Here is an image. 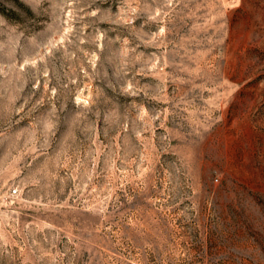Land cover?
<instances>
[{"label": "rangeland", "instance_id": "obj_1", "mask_svg": "<svg viewBox=\"0 0 264 264\" xmlns=\"http://www.w3.org/2000/svg\"><path fill=\"white\" fill-rule=\"evenodd\" d=\"M0 264H264V0H0Z\"/></svg>", "mask_w": 264, "mask_h": 264}]
</instances>
